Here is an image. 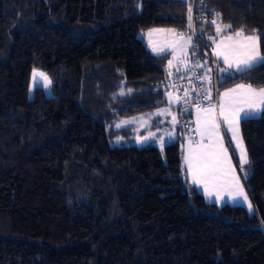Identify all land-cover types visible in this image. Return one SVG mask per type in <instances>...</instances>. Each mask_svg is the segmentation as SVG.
Returning <instances> with one entry per match:
<instances>
[{
	"label": "trees",
	"instance_id": "obj_1",
	"mask_svg": "<svg viewBox=\"0 0 264 264\" xmlns=\"http://www.w3.org/2000/svg\"><path fill=\"white\" fill-rule=\"evenodd\" d=\"M190 1L0 0V264H264V111L239 123L251 215L188 182L178 122L161 148L111 128L168 104L167 54L142 31L183 27ZM207 3L264 54V0ZM214 31L196 26L205 43ZM32 69L50 96L27 99ZM217 80L264 88V63Z\"/></svg>",
	"mask_w": 264,
	"mask_h": 264
},
{
	"label": "snow or ice",
	"instance_id": "obj_2",
	"mask_svg": "<svg viewBox=\"0 0 264 264\" xmlns=\"http://www.w3.org/2000/svg\"><path fill=\"white\" fill-rule=\"evenodd\" d=\"M189 27L192 25V9H188ZM219 17L220 14L216 13ZM211 24L216 26L217 35L224 29H231L230 24L221 26L217 19H212ZM162 31V30H157ZM171 31V30H170ZM152 33H149L151 36ZM179 38L183 39L184 34H178ZM235 37V38H234ZM193 37H187V43L179 46V51L183 53L185 49L191 44ZM209 39L214 38L209 37ZM259 36L251 33H246L243 28L234 30V36L229 35L225 37V41H221L216 45L214 52L217 60L222 59L226 67L220 68V71L228 72L229 69L235 67L237 72L252 68L257 63H264V54L260 51ZM173 59H176L175 53L177 47L175 41L173 42ZM152 51L159 54L164 51L163 48L152 47ZM195 54V53H193ZM172 61H169L171 65ZM196 67H203L199 62ZM179 71V68L177 69ZM211 71V69H209ZM39 75L47 82L48 77L43 73ZM169 75H172L170 72ZM210 80V77H209ZM132 90L129 89L130 93ZM124 95L122 91L120 93ZM186 96L188 95L186 91ZM169 103H172V94L168 93ZM206 100L211 99L210 93L204 97ZM187 103V101H185ZM217 107L219 109L217 113ZM264 110V89L256 90L251 85L245 86L243 84L237 85L235 89H229L220 95L218 106L216 104H209L206 108H201L197 104V128L201 140L196 148L189 146L188 154L185 156V164L187 171L192 178V183L202 185L204 191L209 195H215L219 201L224 194L229 195L235 199L237 195L243 193V189L239 184V178L235 174V169L232 166L228 155V149L224 146V141L220 132V121L227 126V132L231 133V141L236 142V147L240 150L239 165L240 171H245V165L249 164L246 149L243 147V140L239 135V123L242 119H248L255 115L258 111ZM167 109L158 112L157 115L163 114ZM173 121L176 117L173 116ZM119 127V125H117ZM208 143L204 144V140ZM230 141V143H231ZM163 147V140H161ZM247 199V197H244Z\"/></svg>",
	"mask_w": 264,
	"mask_h": 264
},
{
	"label": "rangeland",
	"instance_id": "obj_3",
	"mask_svg": "<svg viewBox=\"0 0 264 264\" xmlns=\"http://www.w3.org/2000/svg\"><path fill=\"white\" fill-rule=\"evenodd\" d=\"M215 27V26H214ZM162 30V31H157ZM171 30V31H170ZM152 33L149 36V33ZM143 41L146 43L149 51L152 54H157L152 51V47L163 48L164 51L161 53L167 54V61L174 62L176 59L185 55V52L181 53L179 51V46L185 45L187 43V36H184L183 39L178 38L174 35V30L171 28H162V27H152L147 28L142 31ZM215 40V39H214ZM175 41V46L177 47V52L175 53L176 59H173V42ZM209 51L215 49L216 43L213 42V39H208L206 43ZM159 53V54H161ZM168 67V66H167ZM206 69V68H203ZM39 73H43L47 76L46 73L39 69H32L30 72L29 83L27 88V99L30 100L34 96L35 90L38 88L42 91L45 97L51 95L50 84L47 83ZM48 77V76H47ZM49 80V78H48ZM221 90H219L220 92ZM167 109L166 112H163L161 115H157L158 112ZM175 108L171 107L169 104H164L158 109L142 112L128 117H121L113 122L111 125L112 129H121V128H130L134 135L132 136L131 145L135 146H144V145H153L157 148H161V140H163V145L168 144L176 139V135L173 131V116H175ZM119 125V127L117 126ZM225 141L227 144L228 155L231 160L232 166L235 169V174L239 178V184L243 189L241 195H237L235 199L231 198L229 195L224 194L223 197L217 201L216 196H209L205 191L202 185H199L200 193L203 196V199L208 203H213L217 206L229 205V206H239L242 207L248 215L254 213L251 201L248 197L246 189L243 182V174L240 171L239 165V155L240 150L236 147V142L231 141V133L226 131ZM183 135V145L188 140L184 132ZM240 135V133H239ZM231 141V143H230ZM111 145L119 146L120 141L115 139ZM244 147V146H243ZM247 197L245 199L244 197Z\"/></svg>",
	"mask_w": 264,
	"mask_h": 264
},
{
	"label": "built area",
	"instance_id": "obj_4",
	"mask_svg": "<svg viewBox=\"0 0 264 264\" xmlns=\"http://www.w3.org/2000/svg\"><path fill=\"white\" fill-rule=\"evenodd\" d=\"M192 9V27H189V20L186 24L174 30V35L183 33L184 36L192 35L193 39L188 48L185 57L176 59L171 66L167 67L166 78L169 87V93L174 99V108L176 111V119L181 129L192 131V113L197 110V104L201 108L207 107L209 104H216L219 92L216 66L212 61L209 69H203V60L200 56V49H204L209 53L208 46L203 42L196 33L197 25H211L212 19H219L216 16V10L208 6L207 0H191ZM189 16V12H188ZM195 53V54H193ZM199 62L203 67H196ZM179 68V71L177 69ZM172 75H169V73ZM210 77V80H209ZM186 91L188 95L186 96ZM210 93L211 99L206 100L204 97ZM187 101V103L185 102Z\"/></svg>",
	"mask_w": 264,
	"mask_h": 264
},
{
	"label": "crops",
	"instance_id": "obj_5",
	"mask_svg": "<svg viewBox=\"0 0 264 264\" xmlns=\"http://www.w3.org/2000/svg\"><path fill=\"white\" fill-rule=\"evenodd\" d=\"M215 26V25H214ZM214 29H215V31H214V33L211 35V36H209V37H212V38H214L215 39V43H216V45L217 44H220L221 43V41H225V37L226 36H229V35H233L234 36V32H225V31H222L219 35H217V32H216V26L214 27ZM209 37H208V39H209ZM179 38V37H178ZM235 38V37H234ZM226 43H227V41H225ZM215 45V46H216ZM190 46V45H189ZM189 46L185 49V55L184 56H182V57H185L186 56V54H187V52H188V48H189ZM215 50H216V47H215V49H212L209 53H208V56H209V58H210V60H211V63H212V61L214 62V64H216L217 66H218V68H217V75L219 76V75H227V74H229V73H240V72H243V71H245V70H247V69H243V70H241V71H239V72H237L236 70H235V67H233L232 69H229L228 70V72H223V71H220V68H223V67H226L224 64H223V60L222 59H220V60H217V58H216V56H215V54H214V52H215ZM161 54H163V53H161ZM173 63V62H172ZM172 63H171V65H172ZM258 64V63H257ZM165 65H166V67L168 66H171V65H169V62L167 61V58H166V62H165ZM203 65H204V68H206V69H209L210 68V66L209 65H205V61H203ZM256 65V64H255ZM248 69H250V68H248ZM237 85H240V84H236V85H234V86H232V87H229V88H226V89H223V90H221L220 92H218V95H217V101H216V105L218 106V103H219V99H220V95L222 94V93H224L225 91H227V90H229V89H235V88H237ZM243 85H245V84H243ZM245 86H248V85H245ZM253 89H255V88H253ZM260 89H264V88H259V89H256V90H260ZM204 108H206V107H204ZM218 111H219V109H218V107H217V113H218ZM262 111H264V110H261V111H258L255 115H253L252 117H250V118H256V117H258L260 114H261V112ZM191 119H192V131L189 133V132H187V131H185V134H186V137H187V141H186V143L183 145V148H182V157H183V162H184V167H185V173H186V177H187V180H188V182L192 185V186H194L195 187V189L197 190V192L200 194V193H202V191L200 190V188H199V185H196V184H193L192 183V178H191V176L189 175V173H188V171H187V165L185 164V156L188 154V149H189V146L191 145V147H193V148H196L197 147V145L200 143V140H201V138H200V136H199V134L197 133V131H196V128H197V124H196V120H197V110H195L193 113H192V117H191ZM249 119V118H248ZM176 123H177V121L175 120V121H173V125H176ZM220 125H221V127H220V132H221V135H222V138H223V141H224V146H225V148H227V144H226V141H225V136L227 135L226 134V131H227V126L223 123V121L221 120L220 121ZM227 137V136H226ZM208 143V141L205 139L204 140V144H207ZM183 144V143H182ZM247 165H245V167H246ZM242 174L244 175V172H242ZM203 194V193H202ZM201 195V194H200ZM203 197V196H202ZM213 204V203H212ZM215 205V204H214ZM252 205V204H251ZM217 206V205H216Z\"/></svg>",
	"mask_w": 264,
	"mask_h": 264
},
{
	"label": "water",
	"instance_id": "obj_6",
	"mask_svg": "<svg viewBox=\"0 0 264 264\" xmlns=\"http://www.w3.org/2000/svg\"><path fill=\"white\" fill-rule=\"evenodd\" d=\"M139 37H141V36L139 35ZM171 99H172L173 102H172V103H169V97H168V96L166 97V101H167V103H168L171 107H173L175 103H174V99H173V98H171Z\"/></svg>",
	"mask_w": 264,
	"mask_h": 264
}]
</instances>
